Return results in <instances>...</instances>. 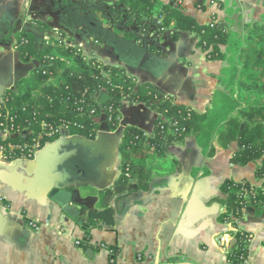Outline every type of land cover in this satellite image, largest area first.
<instances>
[{"label": "crops", "instance_id": "1", "mask_svg": "<svg viewBox=\"0 0 264 264\" xmlns=\"http://www.w3.org/2000/svg\"><path fill=\"white\" fill-rule=\"evenodd\" d=\"M179 1L199 22H209L216 16L226 31H241L247 22L264 18V0H220L221 5L199 0L205 7L198 6L196 0ZM119 8L110 0H0V99L8 90L15 89L20 80L33 75L35 65L21 58L15 44L26 21L54 31V35L44 37L43 43L60 37L66 45L82 44L87 55L103 63L123 65L114 49L94 36L95 20L106 26L119 22L129 32L116 27L114 30L127 38L134 37L132 26H141L145 32L149 24L148 19L128 15L123 23ZM174 39L180 67L157 88L171 89L165 95L202 111L209 105L219 85L218 75L227 62L207 59L195 46L194 34L188 33L181 41L178 36ZM63 57L71 64L70 59ZM54 81L51 77L48 83ZM125 113L146 129L152 128L158 116L153 109L138 103L126 104ZM25 130L34 133L30 128ZM213 145V153L206 155L189 136L170 146L165 156L150 157L148 163L156 165L149 188L130 189L112 200V227L99 223L84 226L64 215L42 190V175L37 166L29 162L13 165L15 160L25 158H0V264H227L228 250L219 241L228 234L233 238L230 231L237 227L218 219L225 206L210 198L219 193L225 178L249 180L255 186L262 181L256 177L255 161H230L237 149L235 141L223 147L214 139ZM118 173L119 167L108 186ZM101 189L86 184L79 187V193L90 201L92 208L99 209ZM238 225L251 234L243 264H264V205L248 204Z\"/></svg>", "mask_w": 264, "mask_h": 264}, {"label": "trees", "instance_id": "2", "mask_svg": "<svg viewBox=\"0 0 264 264\" xmlns=\"http://www.w3.org/2000/svg\"><path fill=\"white\" fill-rule=\"evenodd\" d=\"M110 1L138 20L156 18L161 30L175 31L174 37L179 31L194 34L195 46L207 59L227 62L218 75L219 85L209 105L200 111L175 101L172 95L160 97L150 81L128 73L123 65L106 64L93 56L84 58L74 52L76 46L66 45L61 38L52 37L48 44L38 47L31 33L20 31L15 43L19 54L35 67L32 77L20 80L15 89L6 92L3 111L13 115L23 128L32 129L42 146L60 136L59 132L48 135L46 129L62 120L71 121L70 133L95 138L103 114L111 131L120 126L126 104L138 103L157 112L151 129L137 124L123 128L118 141L119 173L110 186L100 190L102 207L81 208L78 219L90 226L99 223L112 227L115 224L112 200L130 189L149 188L156 165L148 163L150 157L165 156L170 146L184 142L189 136L206 155L213 153L214 139L223 147L235 141L237 149L230 161L239 164L255 161V174L262 183L255 186L249 180L225 178L219 193L211 196L210 201L225 206L219 220L237 227L230 231L236 241L226 255L227 264H243L251 234L238 225V220L248 204L264 205V18L247 22L241 31H226L216 16L209 22H199L184 10L179 0ZM211 1L221 5L220 0ZM196 4L205 7L202 1L196 0ZM46 55L65 56L71 64ZM51 77L54 83H48ZM103 88L110 93V99L101 104L97 95ZM42 120L47 122L45 130ZM6 140L32 139L26 140L17 133L14 137L0 138Z\"/></svg>", "mask_w": 264, "mask_h": 264}, {"label": "water", "instance_id": "3", "mask_svg": "<svg viewBox=\"0 0 264 264\" xmlns=\"http://www.w3.org/2000/svg\"><path fill=\"white\" fill-rule=\"evenodd\" d=\"M121 10V8H119ZM126 14L123 12L122 22H125ZM136 25V19H132ZM157 21V25L153 22ZM145 32L141 26H132L134 31L133 38H127L114 30L129 32L128 28L114 23L108 26L102 21L95 20L94 36L100 39L105 45L114 49L123 64L138 78L143 81H150L155 88L157 84H164L168 81V74L174 73L179 66L177 57L174 53V47L177 41L174 39L175 31L173 29L161 30L159 21L154 18ZM21 30L29 32L34 36L37 46H42L45 36L54 35L53 30L41 29L38 25L26 21ZM188 33L179 31L177 36L179 41L187 37ZM153 49H150V48ZM18 58V52H16ZM160 97L171 92V89H159ZM110 99V93L103 88L97 95V101L101 104ZM158 100L157 102H159ZM140 106H143L140 104ZM145 107V106H144ZM126 108V105H125ZM123 110V118L120 126L111 131L105 115L101 117V124L98 134L95 138H88L81 134H69L64 130L62 134L54 141L47 142L35 154L33 159H17L16 163H30L37 166L42 175L41 187L55 204H57L63 214L73 219H77L81 225L87 226V223L78 219L82 214V206L92 208V204L87 198H82L79 193V187L86 184H95L101 188L107 187L113 180L117 169L118 141L123 128L127 124H137L144 126L135 118H128ZM13 133L11 137L16 136ZM20 135L28 139L31 135L30 130H25ZM236 238L233 237L228 243V253L231 252ZM157 264H189L183 262H169Z\"/></svg>", "mask_w": 264, "mask_h": 264}, {"label": "built area", "instance_id": "4", "mask_svg": "<svg viewBox=\"0 0 264 264\" xmlns=\"http://www.w3.org/2000/svg\"><path fill=\"white\" fill-rule=\"evenodd\" d=\"M59 36H61V32H58ZM60 38V37H58ZM77 49L74 51L75 53H80L84 58H89L90 56L87 55L84 50L82 44L76 46ZM46 58L53 59L59 58L60 60H64L63 56H54V55H46ZM4 98L0 99V138L6 139L11 136L13 133H21L24 128L15 121L13 115H11L8 111H3V103ZM42 128L45 130L47 128V122L42 120L41 122ZM71 125V121L62 120L57 125H49V129H46V133L48 135L55 134L59 132L62 134L64 130H67L70 133L69 127ZM76 125V124H74ZM42 135V132L39 133V136ZM32 140L31 142H16L12 140L0 141V158L4 161L13 160L16 158H25L30 159L34 156V154L42 147L41 141L38 136L30 135ZM236 230V229H235ZM232 235H227V237L220 238V244L223 248L227 251L228 250V243L231 240Z\"/></svg>", "mask_w": 264, "mask_h": 264}, {"label": "flooded vegetation", "instance_id": "5", "mask_svg": "<svg viewBox=\"0 0 264 264\" xmlns=\"http://www.w3.org/2000/svg\"><path fill=\"white\" fill-rule=\"evenodd\" d=\"M120 17H121V15H120ZM121 18H122V17H121ZM121 18L119 19L120 21H121ZM116 22H117V21H116ZM117 23H118V25H120L119 22H117ZM121 23H122V22H121Z\"/></svg>", "mask_w": 264, "mask_h": 264}]
</instances>
